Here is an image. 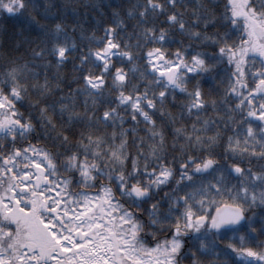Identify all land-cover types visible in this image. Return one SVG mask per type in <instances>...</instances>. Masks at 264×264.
<instances>
[{"label": "snow or ice", "instance_id": "1", "mask_svg": "<svg viewBox=\"0 0 264 264\" xmlns=\"http://www.w3.org/2000/svg\"><path fill=\"white\" fill-rule=\"evenodd\" d=\"M0 21V264H264V0Z\"/></svg>", "mask_w": 264, "mask_h": 264}, {"label": "trees", "instance_id": "2", "mask_svg": "<svg viewBox=\"0 0 264 264\" xmlns=\"http://www.w3.org/2000/svg\"><path fill=\"white\" fill-rule=\"evenodd\" d=\"M12 23V21H0V30L5 27L11 28Z\"/></svg>", "mask_w": 264, "mask_h": 264}]
</instances>
